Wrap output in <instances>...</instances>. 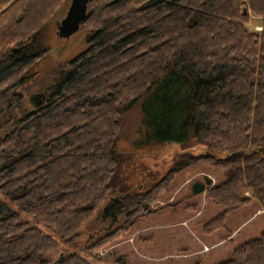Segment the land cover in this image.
I'll use <instances>...</instances> for the list:
<instances>
[{
  "label": "trees",
  "instance_id": "1",
  "mask_svg": "<svg viewBox=\"0 0 264 264\" xmlns=\"http://www.w3.org/2000/svg\"><path fill=\"white\" fill-rule=\"evenodd\" d=\"M69 1L0 0V121L14 126L0 134V264H50L54 235L78 241L105 201L103 214L119 202L125 210L113 194L133 180L137 205L123 224L53 263L106 264L93 249L154 212L175 173L194 164L226 167L222 180L190 187L188 210L202 193L224 205L204 229L255 198L264 209V0H90L87 45L26 110L23 88L47 52L43 27ZM252 14L262 29L248 28ZM135 105L126 135L121 117ZM192 141L208 151L183 152L150 187L140 170L125 179L129 153ZM211 264H264V230Z\"/></svg>",
  "mask_w": 264,
  "mask_h": 264
},
{
  "label": "rangeland",
  "instance_id": "2",
  "mask_svg": "<svg viewBox=\"0 0 264 264\" xmlns=\"http://www.w3.org/2000/svg\"><path fill=\"white\" fill-rule=\"evenodd\" d=\"M67 10L59 11L43 27L41 38L47 52L38 65V75L28 81L23 88L25 98L22 108L26 110L34 104L30 96L38 92L43 93L44 87L55 78L56 71L87 45L88 34L85 29H79L68 38L58 35V24ZM260 20V16L252 14L248 28L260 29L262 26ZM139 111L138 105H135L132 110L122 114L121 119L124 121L122 132L126 135H130L131 131L137 127L134 124L139 121ZM20 112L19 107L12 113L16 116ZM13 127V123L5 118L0 121V134L3 135L8 128ZM206 151L208 149L205 142H169L155 150L129 153L122 168L125 179L132 177L135 171L140 170L136 176L138 178L144 176L150 183L147 186L150 187L173 166L183 152L200 154ZM225 170L224 166L205 163L194 164L175 173L170 187L163 191L164 193L155 203L153 202L156 206L155 211L137 219L125 233L114 238L110 236L111 240L93 249V261L106 264H211L226 257L243 241L259 235L264 230V209L256 198L240 208L231 210L226 214L225 225L211 231L204 229V221L224 211L223 204L214 203L206 193H202L192 200L198 202V209L190 211L185 207L190 187L195 180H202L205 175L212 178L214 182L222 180L225 177L223 175ZM134 185L133 180L127 179L121 188L125 193L113 194L119 195L129 207L127 206L124 210L118 206L113 212L103 214L104 206L107 204L105 201L99 209L95 210L96 213L89 222L84 224L77 238L78 241L74 239L73 242H68L54 235L55 239L59 240V244L48 255L50 264L55 263L60 255L68 253L69 250H75L76 246H79V249L84 248L83 246L89 244L93 237L101 238L99 242L104 241V237L114 228L121 226L127 216L126 210L133 209L137 205L138 198H135L132 190ZM148 187H145L144 191ZM39 226L43 227L41 224ZM82 255L85 256L86 253Z\"/></svg>",
  "mask_w": 264,
  "mask_h": 264
},
{
  "label": "water",
  "instance_id": "3",
  "mask_svg": "<svg viewBox=\"0 0 264 264\" xmlns=\"http://www.w3.org/2000/svg\"><path fill=\"white\" fill-rule=\"evenodd\" d=\"M90 0H70L66 15L58 24V35L63 37H70L72 34L79 31L82 21L86 16L88 10V3ZM45 100V94L41 93L39 104Z\"/></svg>",
  "mask_w": 264,
  "mask_h": 264
},
{
  "label": "flooded vegetation",
  "instance_id": "4",
  "mask_svg": "<svg viewBox=\"0 0 264 264\" xmlns=\"http://www.w3.org/2000/svg\"><path fill=\"white\" fill-rule=\"evenodd\" d=\"M30 99H31V102H33L36 106L38 105V103H39V100L41 99V93H34V94H32L31 96H30ZM117 202H118V200H117ZM117 206H125V204L124 203H121V202H119V204L117 203ZM117 207H115V209H116ZM113 209V208H112ZM114 209V210H115ZM109 210H110V207H109ZM113 210V211H114Z\"/></svg>",
  "mask_w": 264,
  "mask_h": 264
},
{
  "label": "built area",
  "instance_id": "5",
  "mask_svg": "<svg viewBox=\"0 0 264 264\" xmlns=\"http://www.w3.org/2000/svg\"><path fill=\"white\" fill-rule=\"evenodd\" d=\"M260 29H262V26L260 27Z\"/></svg>",
  "mask_w": 264,
  "mask_h": 264
}]
</instances>
